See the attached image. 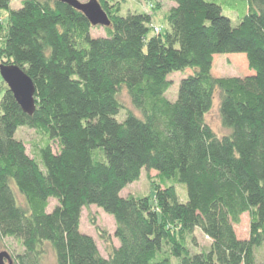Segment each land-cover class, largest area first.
<instances>
[{
	"label": "trees",
	"instance_id": "obj_1",
	"mask_svg": "<svg viewBox=\"0 0 264 264\" xmlns=\"http://www.w3.org/2000/svg\"><path fill=\"white\" fill-rule=\"evenodd\" d=\"M168 1L164 31L152 14L123 15L124 0H97L107 27L57 0L17 9L0 0V63L22 68L35 88L32 114L5 83L0 99V247L19 243L6 251L14 264H264V0ZM234 53L245 55V75H214L215 56ZM122 89L138 113L120 117ZM216 102L223 136L205 121ZM19 127L40 136L32 155ZM143 170L157 173L153 196H123ZM166 180L184 187V201ZM92 205L115 223L117 246L97 228L106 257L80 231ZM196 230L210 243L191 251Z\"/></svg>",
	"mask_w": 264,
	"mask_h": 264
},
{
	"label": "rangeland",
	"instance_id": "obj_2",
	"mask_svg": "<svg viewBox=\"0 0 264 264\" xmlns=\"http://www.w3.org/2000/svg\"><path fill=\"white\" fill-rule=\"evenodd\" d=\"M22 0H10V8L17 9L21 7ZM82 3L87 2L88 0H78ZM155 2L158 4V9L155 11H151L149 7H147V0H124L123 9L121 13L123 15L126 14L127 10L130 11H142L148 14H152V24L161 27V30L167 31L169 30L168 25L164 20V16L167 14L169 8L173 5L171 1L168 0H151V2ZM229 9H224L223 14L230 19L231 25L236 26L239 21V16L237 11H233L230 7ZM2 21H5V17L7 16V12L5 10L1 11ZM160 30V31H161ZM93 36H103L104 30L103 28L93 29L91 31ZM213 74L215 72L218 74L217 77H242L245 75L247 68V62L244 54L234 53V54H218L215 56L213 60ZM184 76L183 73L176 72L172 73L168 76V79L171 80V87L167 91L166 95L168 98L174 100L177 96V90L180 79ZM4 82L2 83V78L0 77V99L3 95ZM119 99L121 100L124 109L120 112V117L124 115L127 110H130L134 113H138L137 110L131 105L129 97L124 89H122L119 93ZM124 117V116H123ZM116 118H119V116ZM120 119V118H119ZM205 121L210 126L215 134L218 136H223L228 134V129H226L220 122L217 102L214 103L213 107L205 114ZM15 138L20 139L24 142L26 146L27 152L32 155V144L35 142H41L39 134L33 129H29L26 127H19L15 132ZM53 149H56V146L52 144ZM156 172L153 170L145 171L143 170L139 180L128 184L122 191L123 196L132 195V196H153L154 190L151 187V180L158 181L156 178ZM166 185H174L177 196L181 201L186 199V192L184 187L174 183L172 180H166ZM55 201L50 200V206L54 205ZM97 228L101 230H105L106 234L110 236L111 241L114 246L118 245V241L114 236L115 232V223L112 216L103 212L101 209L96 206H89L87 208H83L81 220H80V231L89 236H92L95 240L98 250L101 255H107V245L106 243L99 237ZM235 233L238 238L244 239L248 237L249 230V217L248 214H243L240 218L239 224L234 226ZM194 243L191 245V251H199L203 247H207L210 243L209 239L204 236L199 230H196L194 233ZM7 249V250H6ZM0 251H10L11 253H18L21 251V246L14 239H6L4 242V247H0ZM9 252V253H10ZM51 254L48 255V261H51Z\"/></svg>",
	"mask_w": 264,
	"mask_h": 264
},
{
	"label": "water",
	"instance_id": "obj_3",
	"mask_svg": "<svg viewBox=\"0 0 264 264\" xmlns=\"http://www.w3.org/2000/svg\"><path fill=\"white\" fill-rule=\"evenodd\" d=\"M81 11L92 26L107 27L110 24L107 14L102 10L97 0L80 2L78 0H57ZM0 77L7 85L21 109L32 114L34 111L35 88L30 77L22 68L14 63H0ZM0 264H14L6 251H0Z\"/></svg>",
	"mask_w": 264,
	"mask_h": 264
},
{
	"label": "built area",
	"instance_id": "obj_4",
	"mask_svg": "<svg viewBox=\"0 0 264 264\" xmlns=\"http://www.w3.org/2000/svg\"><path fill=\"white\" fill-rule=\"evenodd\" d=\"M153 29H154V31H155V32H158V31H159V28H158V27H156V26H155V27H153Z\"/></svg>",
	"mask_w": 264,
	"mask_h": 264
}]
</instances>
